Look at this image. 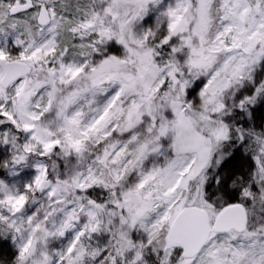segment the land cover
Wrapping results in <instances>:
<instances>
[{
	"label": "snow or ice",
	"instance_id": "6c2138e0",
	"mask_svg": "<svg viewBox=\"0 0 264 264\" xmlns=\"http://www.w3.org/2000/svg\"><path fill=\"white\" fill-rule=\"evenodd\" d=\"M0 264H264V0H0Z\"/></svg>",
	"mask_w": 264,
	"mask_h": 264
},
{
	"label": "rangeland",
	"instance_id": "374dc122",
	"mask_svg": "<svg viewBox=\"0 0 264 264\" xmlns=\"http://www.w3.org/2000/svg\"><path fill=\"white\" fill-rule=\"evenodd\" d=\"M234 163H237V165H238V162H234Z\"/></svg>",
	"mask_w": 264,
	"mask_h": 264
}]
</instances>
